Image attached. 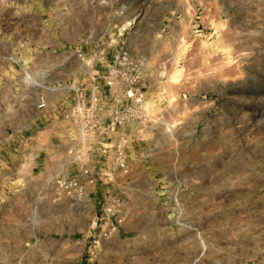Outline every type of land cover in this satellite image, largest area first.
Masks as SVG:
<instances>
[{
  "label": "rangeland",
  "instance_id": "374dc122",
  "mask_svg": "<svg viewBox=\"0 0 264 264\" xmlns=\"http://www.w3.org/2000/svg\"><path fill=\"white\" fill-rule=\"evenodd\" d=\"M125 45L138 55L122 72L147 62L161 116L154 159L130 188L123 236L95 245L80 232L61 264H264V0H0V166L33 113L26 71L66 63L64 80L102 86Z\"/></svg>",
  "mask_w": 264,
  "mask_h": 264
},
{
  "label": "built area",
  "instance_id": "2783aa9c",
  "mask_svg": "<svg viewBox=\"0 0 264 264\" xmlns=\"http://www.w3.org/2000/svg\"><path fill=\"white\" fill-rule=\"evenodd\" d=\"M119 54L112 70L120 74L102 86L64 80L66 63L51 73L26 71L34 81L33 113L14 126V158L0 166V264L70 262L47 246L69 245L72 255L80 232L91 234L95 245L126 232L129 191L147 179L161 116L148 108L147 62L130 75L122 71L137 52L125 45ZM54 100L65 106L49 120ZM109 183L118 188L99 203L97 191Z\"/></svg>",
  "mask_w": 264,
  "mask_h": 264
},
{
  "label": "bare ground",
  "instance_id": "6f19581e",
  "mask_svg": "<svg viewBox=\"0 0 264 264\" xmlns=\"http://www.w3.org/2000/svg\"><path fill=\"white\" fill-rule=\"evenodd\" d=\"M203 50H204V49H203ZM216 55H217V54H216ZM217 57H219V56L217 55ZM220 57H221V56H220ZM208 58H209V57H208ZM209 59H210V58H209ZM209 59H208V60H209ZM217 59H218V58H217ZM219 59H220V58H219ZM213 60H214V59H213ZM204 62H206V60H205ZM204 62H203L202 64H204ZM227 63H228V62H227ZM205 64H207V63H205ZM209 65H210V64H209ZM209 65H208V66H209ZM204 66H205V65H204ZM209 67H210V66H209ZM209 67H208V68H209ZM208 68H207V69H208ZM209 69H210V68H209ZM209 69H208V71H209ZM208 71H207V73H209ZM207 73H206L205 75H206V78H207V80H208V77H210L209 75H211V74L213 75V72H212L211 74H207ZM212 75H211V76H212ZM215 75H216V74H215ZM207 76H208V77H207ZM172 78H173L174 80H176V83H177V79L179 78V71H176V73L174 74V76H173ZM204 78H205V76H204ZM211 78H212V77H211ZM201 80H203V79H201ZM209 80H210V79H209ZM204 81H205V79H204ZM211 81H212V79H211ZM223 82H224V81H222V83H223ZM211 236H212V235H211ZM195 257H196V255H195ZM197 257H198V256H197Z\"/></svg>",
  "mask_w": 264,
  "mask_h": 264
},
{
  "label": "crops",
  "instance_id": "0c3cea01",
  "mask_svg": "<svg viewBox=\"0 0 264 264\" xmlns=\"http://www.w3.org/2000/svg\"><path fill=\"white\" fill-rule=\"evenodd\" d=\"M49 253H51V254H53V255H58V254L61 253V252L58 251V250L55 251V252H52V251L49 250ZM58 263H61V262H58ZM58 263H57V264H58ZM62 263H63V262H62Z\"/></svg>",
  "mask_w": 264,
  "mask_h": 264
}]
</instances>
